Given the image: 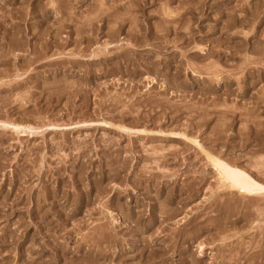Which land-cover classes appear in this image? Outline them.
Returning a JSON list of instances; mask_svg holds the SVG:
<instances>
[{"label": "rangeland", "instance_id": "obj_1", "mask_svg": "<svg viewBox=\"0 0 264 264\" xmlns=\"http://www.w3.org/2000/svg\"><path fill=\"white\" fill-rule=\"evenodd\" d=\"M207 153L264 186V0H0V264H264Z\"/></svg>", "mask_w": 264, "mask_h": 264}, {"label": "bare ground", "instance_id": "obj_2", "mask_svg": "<svg viewBox=\"0 0 264 264\" xmlns=\"http://www.w3.org/2000/svg\"><path fill=\"white\" fill-rule=\"evenodd\" d=\"M93 20V19H92ZM91 24V22H90ZM89 27V26H87ZM87 29V28H86ZM90 31V30H89ZM92 32V31H90ZM89 34V33H88ZM88 40V39H87ZM127 46V45H126ZM95 55V54H94ZM121 57V56H120ZM84 58V57H83ZM89 59V58H88ZM82 61V60H81ZM77 62V61H76ZM253 65V64H252ZM252 72V71H251ZM13 84V83H12ZM11 84V85H12ZM248 86H251V85H248ZM4 104V103H3ZM18 107V106H17ZM4 125H6V123H2ZM10 125V124H9ZM8 127V124L7 126ZM12 127V126H11ZM5 128V126H4ZM13 128L14 130L18 128L20 129V127L16 126V125H13ZM12 128V129H13ZM23 131V130H22ZM22 131H19L20 133ZM25 132V131H23ZM207 157L209 159V161L212 162L213 166L218 169V172H219V175H220V186L221 188L223 189V187H226L230 190V193H234V190L238 191L240 193V196H244V197H247L249 193L255 191V192H258V193H261L259 191V189L256 187L257 185H260V186H263L259 183H253V181L250 180V177L246 174V173H242V172H238L237 170L229 167V165H219L217 163V161L215 159H213L211 157V155H209L207 153ZM264 161V160H263ZM260 162V160L258 161ZM264 163V162H263ZM259 166V165H258ZM261 173V172H260ZM224 188V189H226ZM241 189H244L243 191ZM195 191V190H194ZM261 194H264V193H261ZM249 198V197H248ZM252 197H250V200H251ZM225 199V198H224ZM227 199V198H226ZM235 202V201H234ZM245 202V201H244ZM253 203V202H252ZM263 203V202H262ZM249 204V203H248ZM176 235V234H175ZM177 236V235H176Z\"/></svg>", "mask_w": 264, "mask_h": 264}, {"label": "snow or ice", "instance_id": "obj_3", "mask_svg": "<svg viewBox=\"0 0 264 264\" xmlns=\"http://www.w3.org/2000/svg\"><path fill=\"white\" fill-rule=\"evenodd\" d=\"M253 183H254V182H253ZM256 187L259 189V191H260L261 193H264V186L257 185ZM241 190L243 191L244 189H241Z\"/></svg>", "mask_w": 264, "mask_h": 264}]
</instances>
